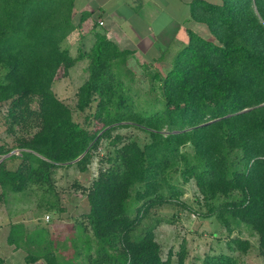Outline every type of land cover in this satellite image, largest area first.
Returning <instances> with one entry per match:
<instances>
[{
    "label": "trees",
    "instance_id": "trees-1",
    "mask_svg": "<svg viewBox=\"0 0 264 264\" xmlns=\"http://www.w3.org/2000/svg\"><path fill=\"white\" fill-rule=\"evenodd\" d=\"M74 5L0 0V105L8 104L7 129L17 133L14 144H0V201L7 191L31 187L62 211L55 186L59 166L85 170L103 137L126 121L142 126L148 139L113 135L109 164L88 188L90 209L77 223L73 254L64 255L53 236L41 237L43 227L25 233L20 222L13 224L9 242L26 249L28 262L171 264L155 229L137 228L151 206L180 192L172 182L180 170L184 181L196 182L202 215L214 216L230 233L251 227L264 256V0H194L193 15L217 41L190 30L166 73L144 60L150 86L141 101L128 65L133 49L100 31L91 48L76 56L64 46L76 28ZM81 59L88 61V76L78 87L76 107H93L86 116L96 119L93 124L78 121L53 88L61 71ZM188 144L192 150L184 148ZM14 149L19 153L8 154ZM136 186V199L144 201L134 214ZM229 246L247 251L250 240L234 236ZM178 255L177 264H184L185 247ZM203 264L245 263L220 252L206 255Z\"/></svg>",
    "mask_w": 264,
    "mask_h": 264
},
{
    "label": "rangeland",
    "instance_id": "rangeland-1",
    "mask_svg": "<svg viewBox=\"0 0 264 264\" xmlns=\"http://www.w3.org/2000/svg\"><path fill=\"white\" fill-rule=\"evenodd\" d=\"M220 2L222 0H211ZM206 25V24H205ZM199 32L207 38L217 41L216 36L211 32L207 25ZM174 57L164 58L154 62V68L160 69L166 73L172 66ZM87 59H81L67 72L61 71L54 81L53 88L67 104L71 106L74 117L83 124L96 119L91 116L87 120V114L94 108L79 110L77 104V90L79 85L87 78ZM144 60L130 57L129 67L134 72L133 88L139 92L137 100L141 101L146 97L145 91L148 90L150 83L143 68ZM7 103L0 105V144L15 142L14 132L7 129L4 115L7 112ZM88 121V122H87ZM128 125L116 126L113 129V135L120 133L125 138H137L141 142L148 139L147 131L139 125L126 121ZM112 137H103L97 149L93 150V158L85 170L79 169L76 165H62L55 170V186L60 192L64 210L58 211L49 207L46 199L43 197L41 189L28 188L24 191H7L4 200L0 201V215L9 210L17 211L15 219L26 217L25 223L32 229L35 226H41V237L47 238L50 235L56 241L60 251L64 255L73 254L75 241L78 239L77 223L83 218V214L90 209L88 199V188L93 180L98 177L100 168L108 166L107 155L113 152L114 145ZM186 150H192L190 144L184 147ZM17 152V149L11 151ZM2 156H0L1 159ZM10 165L13 162H9ZM172 182L179 188L180 192L172 196V200L157 202L151 206L146 215L143 216L137 232H141L147 227H153L156 232L157 240L162 246V256L167 258L171 256V264L178 263V251L185 247L184 264H203L204 257L208 254L228 252L237 256L245 264H264V256L260 252L259 235L251 227L243 224L239 229L229 232L214 216L205 217L202 210L205 209L200 201L201 193L198 190L194 179L184 181L180 170L174 171ZM137 186L132 190V207L134 214L137 212V206L142 204L144 199H136ZM166 193L167 188H163ZM49 214V218L46 215ZM50 233H49V232ZM53 233V234H52ZM234 236H241L250 240V246L247 251L233 249L229 242ZM4 230H0V239H4ZM4 243V242H2ZM5 244V243H4ZM39 264H43L39 262Z\"/></svg>",
    "mask_w": 264,
    "mask_h": 264
},
{
    "label": "crops",
    "instance_id": "crops-1",
    "mask_svg": "<svg viewBox=\"0 0 264 264\" xmlns=\"http://www.w3.org/2000/svg\"><path fill=\"white\" fill-rule=\"evenodd\" d=\"M193 2L194 0H75L73 20L76 28L63 44L76 56L81 50L91 48L96 39L95 32L100 31L121 48L133 49L135 54L132 57L155 62L174 57L189 42L190 30L201 34L199 29L207 25L193 15ZM15 213L17 211L7 210L0 215V230L3 229L5 234L4 239H0V258L4 264H47L44 258L28 262L26 249L9 242L14 223H23L25 233L41 228L35 226L30 229L25 223L26 217L15 219Z\"/></svg>",
    "mask_w": 264,
    "mask_h": 264
},
{
    "label": "built area",
    "instance_id": "built-area-1",
    "mask_svg": "<svg viewBox=\"0 0 264 264\" xmlns=\"http://www.w3.org/2000/svg\"><path fill=\"white\" fill-rule=\"evenodd\" d=\"M102 22H103V21H101V23H102ZM46 217L49 218V214H47Z\"/></svg>",
    "mask_w": 264,
    "mask_h": 264
},
{
    "label": "water",
    "instance_id": "water-1",
    "mask_svg": "<svg viewBox=\"0 0 264 264\" xmlns=\"http://www.w3.org/2000/svg\"><path fill=\"white\" fill-rule=\"evenodd\" d=\"M11 152H9L8 154H10Z\"/></svg>",
    "mask_w": 264,
    "mask_h": 264
}]
</instances>
